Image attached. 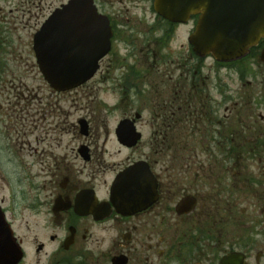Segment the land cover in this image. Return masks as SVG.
Segmentation results:
<instances>
[{
    "label": "flooded vegetation",
    "instance_id": "af4514ba",
    "mask_svg": "<svg viewBox=\"0 0 264 264\" xmlns=\"http://www.w3.org/2000/svg\"><path fill=\"white\" fill-rule=\"evenodd\" d=\"M92 1L111 30L94 78L42 98L11 86L1 108L0 216L18 264H264V39L219 62L194 52L195 18L171 23L154 0H133L137 23L121 1ZM105 83L113 133H97L95 102L67 128L52 98L95 101ZM86 206L95 217L79 215Z\"/></svg>",
    "mask_w": 264,
    "mask_h": 264
},
{
    "label": "water",
    "instance_id": "95a60500",
    "mask_svg": "<svg viewBox=\"0 0 264 264\" xmlns=\"http://www.w3.org/2000/svg\"><path fill=\"white\" fill-rule=\"evenodd\" d=\"M154 7L159 16L175 23H184L198 15L190 43L199 56L236 61L264 38V0H155ZM110 36L108 21L97 15L92 0H69L55 9L32 40L36 64L44 81L56 92L70 91L86 83L109 52ZM126 127L122 123L116 133H124ZM119 141L129 146L128 140ZM132 170L118 177L114 191L118 187L120 191ZM114 206L117 212L126 213L123 197ZM89 208L83 207L79 215L92 213L95 217ZM0 248L3 249L0 264H17L21 259V250L12 243L1 217Z\"/></svg>",
    "mask_w": 264,
    "mask_h": 264
},
{
    "label": "rangeland",
    "instance_id": "374dc122",
    "mask_svg": "<svg viewBox=\"0 0 264 264\" xmlns=\"http://www.w3.org/2000/svg\"><path fill=\"white\" fill-rule=\"evenodd\" d=\"M67 1L69 0H0V114L1 108L4 114L10 103L14 101L12 96L8 98V91L10 90L7 88L11 86L34 88L37 95L41 98L48 94V86L39 73L34 58L32 38L50 14L56 8L66 4ZM115 1H121L122 5L126 4L127 10H129L126 18H136L132 22L139 23L137 17L138 15H142V5L135 7V5L131 4L133 0ZM115 4L116 6L119 5L118 3ZM190 28V25L182 28L178 32L177 40L180 41L183 34H187ZM178 45L173 44L170 51H174ZM119 52L125 53L123 47ZM111 72L112 70L110 71V75H113ZM228 86L232 90L237 88L235 76L231 78L228 76ZM108 90L109 83L102 84L98 93V99L95 101L89 98L73 103L70 98L64 100L62 98L55 99V97L52 98V101H58L59 106L69 114L67 128L79 116L86 115L88 112L86 110L87 106L95 102L92 107H98L95 117L98 115L100 119L97 133H113L118 115L112 116L108 112V105L113 101L110 98ZM39 124L36 133H42L40 131L41 126L44 127L43 133L49 132L48 128L45 127V123ZM1 127L2 123L0 122V132ZM68 132L70 131L68 130ZM91 233L95 234L96 230L92 229Z\"/></svg>",
    "mask_w": 264,
    "mask_h": 264
}]
</instances>
